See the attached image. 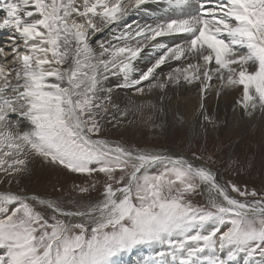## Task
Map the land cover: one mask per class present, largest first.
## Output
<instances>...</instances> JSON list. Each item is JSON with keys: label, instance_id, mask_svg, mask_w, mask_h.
Here are the masks:
<instances>
[{"label": "snow or ice", "instance_id": "obj_1", "mask_svg": "<svg viewBox=\"0 0 264 264\" xmlns=\"http://www.w3.org/2000/svg\"><path fill=\"white\" fill-rule=\"evenodd\" d=\"M0 33V264H264V185L113 139L162 127L180 88L202 137L227 124L211 96L264 116V0H0ZM36 161L89 183L27 190Z\"/></svg>", "mask_w": 264, "mask_h": 264}, {"label": "rangeland", "instance_id": "obj_2", "mask_svg": "<svg viewBox=\"0 0 264 264\" xmlns=\"http://www.w3.org/2000/svg\"><path fill=\"white\" fill-rule=\"evenodd\" d=\"M258 132L259 137L256 138L245 128L236 130L234 134L225 131L217 136L212 134L191 140L188 131L181 129L172 130L165 137H152L145 129L128 132L121 130L113 132V139L155 150L179 149L188 155L194 150L197 155L203 154L205 160L211 156L212 166L226 179L260 189L264 185V141H261L263 135L260 137L261 133ZM88 183L89 179L86 177L59 172L41 161L34 162L31 172L22 181L27 190L54 193L67 201L79 199L75 186H86ZM96 194V191L91 193L92 196Z\"/></svg>", "mask_w": 264, "mask_h": 264}, {"label": "bare ground", "instance_id": "obj_3", "mask_svg": "<svg viewBox=\"0 0 264 264\" xmlns=\"http://www.w3.org/2000/svg\"><path fill=\"white\" fill-rule=\"evenodd\" d=\"M150 9V14L141 13L134 17V20L131 22L139 21L140 23H152L153 15H160L161 8L158 5L150 4L148 5ZM4 39L3 33H0V41ZM166 42H170L168 38H163ZM149 49H145V53H149ZM142 53L141 55H144ZM149 61L147 59L138 61L137 63L140 67H143ZM155 93L152 94L153 99L155 98ZM171 97L170 101H167L168 107L170 109L169 114L164 118V122L162 127L152 129L149 126L140 125L135 128L136 130H147L150 135L153 136H161L165 137L172 130L181 129L183 131H188L189 137L191 140L193 138H198L201 136L200 129L197 124V116L195 114L196 102H197V94L188 89L180 88L174 92L169 93ZM234 93L230 92L228 95H221L219 99L214 96L209 97L207 104L217 112L219 118L223 121L226 120L227 124H221L220 128L213 134L214 136L219 135L220 133H224L225 131L228 134H234V132L238 129L249 130V134L252 136L259 137V132L261 133L260 137L261 141H264V116L256 113L252 117L243 116L239 110L236 112L231 111V105L233 101ZM182 115L185 117L183 123L178 122L177 116ZM244 132V131H243ZM239 133V131H238ZM241 134V133H240ZM248 135V134H247ZM202 137V136H201ZM260 139V138H259ZM258 141V140H257ZM216 146V145H215ZM155 150V149H152ZM156 151H164V150H156ZM164 152L170 153H182L181 150L177 149H166ZM188 155V154H186ZM200 155V154H199ZM235 160V159H234ZM149 250L140 248L134 250L131 254H125L120 258V264H139L148 258Z\"/></svg>", "mask_w": 264, "mask_h": 264}]
</instances>
